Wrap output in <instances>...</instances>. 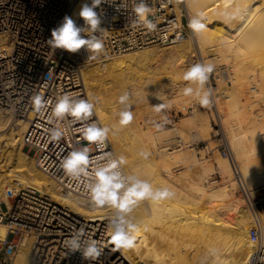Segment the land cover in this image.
Wrapping results in <instances>:
<instances>
[{
  "label": "bare ground",
  "instance_id": "1",
  "mask_svg": "<svg viewBox=\"0 0 264 264\" xmlns=\"http://www.w3.org/2000/svg\"><path fill=\"white\" fill-rule=\"evenodd\" d=\"M182 5L184 7L182 16L183 19L184 17L186 20L188 18L187 23L190 18L196 16L198 13H203V22L206 24V28L201 33H193L190 29L192 35L188 39L184 38L175 43L166 45L165 47L153 46L143 51L128 52L113 56L99 62L89 63L83 69L85 90L89 99L94 103L95 111L103 126H107L111 129L109 138L116 149L118 157L123 156L125 158L126 163L123 166L127 175L148 181L154 189L166 187L174 193L171 198L159 202L142 200L135 207L133 216L140 227V231L134 249L112 251L109 233L106 230V218L113 214L114 209L110 207L94 208L92 205H87L81 198L64 196L58 184L37 166L34 154L25 147L23 136L27 128L26 123L23 121H14L15 119H10V117L8 118L0 112V201H7L6 195L9 190L35 188L47 194L55 203L70 208L72 212L82 216L90 223L86 228L88 235L94 239L96 238V240L105 245L104 254L96 263L99 262L103 264L106 258L115 252H119L121 256L118 261L123 258L129 264H246L256 246V243L251 239V232L255 227L254 218L246 207L245 200H241L239 204L240 199L234 191L236 189L235 183L237 179H233V175L229 173V175H231L229 180L232 181L229 185H223V187L212 188V186L209 185L212 189H206L204 183L196 181L194 184L192 183V191L189 189L190 184L188 186L189 188L187 187L191 192L184 189L186 185L183 186L184 190H177L173 184V177H170L171 174H164L166 170H163V173V171H161L163 168L161 167L160 171L156 168V172H153L155 163H157V160L153 157L157 155L158 157L160 156V159L161 157L162 159L164 158V155H161V153L164 152L162 148L164 145L162 146L159 143L160 141H158L161 129L148 132V140H151L148 143L150 147H155L154 149L157 150L156 153L159 154L152 155L153 157L150 155L151 153H149V145L145 144L147 142L143 137L144 135L141 136L138 132L140 129L138 131L132 128L127 129L126 133L123 134L116 130V125L119 123L116 124L117 120L114 123L115 116L113 117L112 115V108H114L116 103L119 104V97L125 92L131 95L132 98L134 96L141 97L138 94L142 92L144 95H147V99H159V97H166L168 94H171L170 97H178V95H182L183 89L189 86V82H185L184 80V83L180 85H176L177 82L175 84L172 82L167 83L169 81L164 83L168 78L163 81V84L160 83L161 85L156 86V83H151L154 77L152 74L146 77L142 76V81L144 82L141 81L142 83H140L139 79H141V77L135 76L134 71L137 72L138 70L136 69L143 66H147V68L148 66L149 68L152 66L153 68L154 64L158 62L164 64L163 73H165L166 76L168 75L169 78L180 70V67L177 68L176 65L181 64L180 66H182L183 64L185 68H182V77L184 72L190 68L187 66L189 65L187 62H189L194 55H199L200 57L203 55L202 53L205 52L212 55L216 54L217 51L219 52L222 47H235L237 48L238 67L240 66L239 72L245 73L244 70L246 69L248 71L249 69L250 74L251 71L250 75L253 83V86L251 85L252 83H250L251 91H256L257 94H259L258 87L260 84L262 85L264 81V0H182ZM233 16L235 18H230ZM216 40L222 47L210 48L209 46ZM223 44H225V46H223ZM218 55H221L220 52ZM201 59V62L205 64L206 61H204V58L201 57ZM143 69L141 71H143ZM145 71L146 70H144V72ZM256 75L259 76L260 80L254 81V76ZM181 77L179 75V78ZM153 84L155 85L153 86ZM191 86L194 88L196 87L194 84ZM238 105L239 104L234 108L236 116L239 114L240 109ZM201 127V130L200 128L199 130L203 131V125H201ZM126 137H129V140ZM252 137L253 136H250L248 138L250 142L253 143L254 151L256 150V152H260L264 155V134L257 135L251 140L250 138ZM155 140H157L158 143ZM232 141L235 149L242 146V140L235 139ZM145 153L147 154L146 156L144 155ZM138 158H140L141 164L143 163L144 166L146 165L145 168L149 171L147 174L150 173L152 176L145 174L148 176L145 177V175H142L143 171L146 169L141 167L144 169L141 170ZM165 159L166 157L164 161ZM233 159L235 160L236 158ZM159 160L158 162L162 161ZM255 161L252 160V163L245 162L241 167L237 165L238 163L236 164L240 176L238 180L240 181L241 179L242 182L240 183L241 188L243 184L245 190L253 196L259 184H264V156L261 155V159L259 158ZM167 163L168 162L165 164L168 165ZM165 164L162 163V165L166 167ZM147 166L154 168H152V170ZM220 168L222 169V167ZM170 170L168 169L167 171ZM226 174H228V172ZM201 178L203 179V177ZM226 206L230 208L229 210H235L236 213L245 212L239 223L236 222L234 225H229L227 224L228 222L226 223L220 216L221 214H218L220 211H218V209L223 207L221 210H224ZM262 214L261 219L263 220ZM169 230L170 233H172L171 230L175 231V233L180 231V234L183 233V235L178 234L180 237H185L186 235L197 237L199 239L198 244H195V240H193L194 243L192 240L190 243L189 240V244H186L185 247L180 249L181 246H183L182 244L179 247L180 250L185 249L187 245L189 247L187 250L195 247L196 250L192 249L195 250V252L192 251L193 253L189 255L188 251L181 252L180 250L177 251L176 248L174 250L169 247V249L172 250L171 252H173V250L175 251L173 254L177 252L180 253H177L178 255L175 257L174 255L176 254H174L173 257L170 255L171 252L169 249L165 250L167 251L166 253H163L162 250L164 251V245L162 243L163 246L162 248L160 247L159 242L161 243L162 240L160 241L158 238ZM169 235L172 239V235ZM169 235L164 238L168 240L170 238ZM6 236L7 227L5 224H0V239L3 240ZM162 237L163 236H161V239ZM184 237L182 239L183 242ZM174 238L170 241L173 242ZM157 239L159 242H157ZM178 240H181V238ZM157 243L159 245L158 249ZM175 243L174 241V244ZM196 246L198 247L196 248ZM167 247L165 246V249ZM168 255H170V257H168ZM11 264H31L30 237H23L20 240L17 254Z\"/></svg>",
  "mask_w": 264,
  "mask_h": 264
},
{
  "label": "built area",
  "instance_id": "2",
  "mask_svg": "<svg viewBox=\"0 0 264 264\" xmlns=\"http://www.w3.org/2000/svg\"><path fill=\"white\" fill-rule=\"evenodd\" d=\"M85 2L91 4V0H0V110L26 123L23 143L34 154L37 166L58 184L61 193L81 198L90 206L83 185L70 180L59 167L68 152L87 144L79 135L81 124L65 121L67 135L58 143H49L44 129L51 127L46 119L51 107L65 93L89 99L83 78L87 64L175 43L188 36L189 27L182 16V0H147L152 8L149 19L157 25L154 32L131 25L135 16L130 3L122 8V0H106L95 9L103 29L96 33L104 45L102 52L90 58L92 54L84 48L76 53L53 50L47 43L51 30L66 15L77 26H84L79 11ZM82 35L86 38V34ZM36 94L49 102L44 115L33 111L31 98ZM92 120L103 126L95 109L89 122ZM90 147V156L97 161L103 153L119 158L109 136L103 153H98L94 145ZM231 162L239 178L237 167ZM122 171L128 176L123 165ZM240 192L255 222L251 239L256 246L246 264H264V220L261 219L264 195H259L262 199L254 197L243 184ZM6 199L0 201V224L7 227V236L0 239V264L12 263L23 237L31 239V264H101L84 260L80 252L68 253L64 246L74 229L81 226L86 229L90 225L85 218L35 188L9 190ZM120 256L115 252L103 264H129L123 258L118 261Z\"/></svg>",
  "mask_w": 264,
  "mask_h": 264
},
{
  "label": "rangeland",
  "instance_id": "3",
  "mask_svg": "<svg viewBox=\"0 0 264 264\" xmlns=\"http://www.w3.org/2000/svg\"><path fill=\"white\" fill-rule=\"evenodd\" d=\"M187 20H188V18H187ZM188 32H189V34L186 37V39H188L192 35L190 28L188 29ZM165 46H162V47H165ZM218 46L222 47V45H220V43L216 40L209 47L210 48H215V47L217 48ZM223 46H225V44H223ZM156 47H161V46H156ZM141 51H143V50H141ZM219 52L221 55H218ZM219 52L217 51L216 54H212V55H209L208 52H205V53H202L204 56L201 55L200 57H199V55L198 56L194 55V57H192V59L189 62H187V64L189 63V65L185 64V65L191 67L193 64L203 63V62H201V60H202L201 57H202V58H204V61H206L205 64L212 63L215 65V70L211 74V76L209 78V82L206 85V87L211 88L212 93H213L212 97H211L212 101H213L211 107H209V108L201 107L198 103V100L196 99V97L194 95L193 96H185L182 93V95H180V96L178 95V97L172 96L173 97L172 98V97H170L171 94H168V95H166V97H164V96L159 97V99L158 98L147 99V95H144L142 92H140V94H138V95H140L141 97H139V96L135 97L133 95L134 97L132 98V96L129 95L130 100H129L128 104L130 105V111L133 114V120L130 124L123 126V128H122V126L119 123V119H120L119 112L126 107L125 105L121 106L120 103L119 104L116 103L117 105L115 104L114 108L115 109L117 107L118 108L116 109L117 111L114 108H112V113H113L112 115H113V117L115 116V118H116V119L114 118V123L116 120H117L116 124L119 123L118 124L119 126L115 124L117 131H119L120 133L123 134V133H126L127 129L132 128L136 131H138L140 129L138 132L140 133L141 136L144 135L143 137H144L145 141L147 142V143H145L146 145H149L148 142L151 141V140L150 141L148 140V138H149L148 132L157 130V128L154 126V122L163 124V127L161 128V134L162 135L160 134V138L158 139V141H160L159 143L162 146L164 145L162 147L164 149V152L161 153V155L163 154L164 158L166 157L165 161L168 162L167 163L168 165L165 164L166 162L164 161V158L162 159V157H161V159H160L159 158L160 156L158 157L156 155L158 153H156L157 150L154 149L155 147H153V146L150 147V145H149V151H150L149 153H151L150 154L151 156L156 155V156H154V157L152 156V157L157 160V163H155V169H154L155 171L152 169L154 167H151V166H150L151 168L149 166H147V167H149V169H152L154 173L156 172V168L159 171L161 170V167L163 168L161 171L166 170L165 173H164V171H163V173L165 175L171 174L170 177H173V184L175 185L177 190L186 189V190L190 191L189 189L192 188V185L196 181H198V182L200 181V182L204 183L206 189H210L211 188L210 186H212V188L223 187V185L225 186V185H229L231 183L232 180H229V177L231 175H233L232 176L233 179L234 178L237 179V182H238V184H237V182L235 181L236 182L235 183L236 189L234 191L236 192L238 198L240 199V201H239V204H240L241 200H244V198L240 192V189H241L240 183L241 182L238 180L236 172H235L234 168L232 167L231 161L233 160L235 166L238 163L237 165L239 167H241L247 160L248 161L246 163H249V162L252 163V160L255 161L259 158L261 159V155L264 156L262 153L256 152V150L254 151L253 143H251L249 138H248L250 136L255 137L257 135L259 136L260 134H264V81H263V83L261 82L262 85L261 84H260V86L258 85L260 87V88L258 87V93L259 94H257L256 91H253V90L251 91V85L253 86V83L251 80L252 77L250 75L251 71H250V74H249V69H248V71L245 69L244 70L245 73L241 72V71L239 72L240 66L238 67L239 64L237 62V48L225 46V47H222ZM205 54H207V55H205ZM180 65L181 64H179V65L177 64L176 67L177 68L180 67L179 71H181L182 73L178 71L179 73L177 72L174 76H172L175 79L172 77L169 78L168 75L166 76V74L163 73L164 72V64H162L161 62L154 64V66H153L154 69L152 68V66L150 68H149V66H148V68H147V66L146 67H144V66L140 67V68L136 69V70H138L137 72L134 71V74H135V76L137 75V76L141 77V79H139L140 83L144 82V81H142L143 80L142 76L146 77V76H150L152 74L154 76L153 77L154 80L152 79L151 83H153V82L156 83V86L163 84V81H165V79H167V78L168 79L164 83L169 81L167 83L172 82L175 84L177 82L176 85L177 84L180 85L181 83H184V81H185L184 79H182L183 76L181 77V75L183 74L182 68H185V66L183 67V64H182V66H180ZM142 69H143V71H141ZM144 70H146L147 72L146 71L144 72ZM154 73H155V75H154ZM140 74H142V75H140ZM178 74L180 75L181 78H179ZM177 78H179V79H177ZM258 79H259L258 75L254 76V81H258ZM250 83H252V84L250 85ZM154 85L155 84H153V86ZM141 94H143L144 96ZM132 99H133V101H132ZM162 102L167 104L168 108L164 109L161 113H157L154 110V106H156ZM234 104H236V105L239 104L238 106L240 107L239 114H237V116H236V113L234 112V108L236 106ZM115 106H117V107H115ZM114 111H116V112H114ZM0 112H2L4 115H6L3 111L0 110ZM6 116L9 118L8 115H6ZM165 117H167V122L164 121ZM10 119H12V118L10 117ZM14 121H17V120H14ZM244 124H245V127H244ZM201 125H203V127H204L203 131H200L202 128ZM241 127H243V128H241ZM199 128H200V130H199ZM146 137H147V139H146ZM253 137L250 139L252 140ZM127 139L129 140V137ZM161 139L164 141V143ZM235 139L242 140L241 141L242 146H240L236 149L233 146L234 144H232L233 143L232 140H235ZM155 141H157V140H155ZM158 141H157V143H158ZM247 141H248V143H247ZM151 148H153V149H151ZM263 148H264V146H263ZM235 150H236V152H235ZM241 151H243V152H241ZM229 152H230L231 157L227 156V154H229ZM234 152H235V155H234ZM231 158H232V160H231ZM233 158H236V159L234 160ZM158 160L159 161L162 160L163 162L162 161L161 162L163 164H165L166 167L163 166L161 162H158ZM140 161H141L140 158H138V162H140ZM138 165H139V163H138ZM140 165H141V166H139L140 168L144 167V169H146L145 168L146 165L144 166V164L143 163L141 164V162H140ZM158 166H160V167H158ZM220 167H222L223 170ZM144 169L141 168V170H144ZM168 169L169 170L171 169V170L167 171ZM146 170H144V171L146 172ZM240 170H241V168H240ZM144 171H143L144 174L142 173V175H145L149 172L148 170L146 173ZM140 172H142V171H140ZM150 172L152 173L151 170H150ZM222 172H223V174H222ZM225 172L226 173L228 172V174H226ZM229 173L231 175H229ZM147 175L152 176V175H150V173ZM145 177H148V176L145 175ZM201 177H203V179H205V180H203ZM174 179L177 181V183ZM179 181H181V182H179ZM189 184H190V186H189ZM185 185H186V187H184V189H183V186H185ZM258 188L255 189L254 197L262 199V197H259V195H264V184L263 185L259 184ZM191 191H192V189H191ZM236 201H238V200H236ZM261 201L264 205V200L262 199ZM246 207H247V205H246ZM221 208H223V207H221ZM221 208L218 209V211L220 210L218 212V214L219 215L221 214L220 216L223 218V220L226 223L228 222L227 224H229V225H231V224L234 225V223H236V222L239 223V221H241V218L243 217V214L245 213V212L244 213L243 212H237L238 213L237 214L235 210H234L235 212L232 209L229 210L230 208H227V206H226V208L224 207L225 208L224 210H221ZM262 218L264 220V213L262 214ZM166 232L167 233H165L164 235H161V236H163L162 239H161V236L158 238L160 241L162 240L161 243L157 239L158 240L157 242H159L161 248L164 245V247H163L164 251L168 250L169 247L171 249L173 248L174 250L176 248V250L178 251V250L182 249L183 247H185L186 244H189L188 243L189 240H190V243H191V240H192V242H193V240H195L194 241L195 244L199 243V239L196 237L197 238V240H196L195 236L193 237L191 235L184 234V235H186L185 237L184 236L180 237L178 235L181 233L180 231L179 232L177 231L175 233V231L171 230L172 233H170V230H169ZM167 234L168 235L171 234L172 239H171L170 235H169L170 238L168 240L166 238H164ZM168 235L166 237H168ZM180 235H183V233ZM183 237H184V242L182 240ZM163 238H164V240H163ZM173 238L177 244L176 243L174 244V241L171 242L173 240ZM180 238H181V240H178ZM165 239H166V241H165ZM177 240L180 242H178ZM162 243H163V245H162ZM178 243H179V246H178ZM181 244L183 246H181ZM167 245H168V247H167ZM165 246L167 247L166 249H165ZM180 246H181V248L179 249ZM177 247H178V249H177ZM197 247L198 246H196V248ZM158 248H159V245L157 243V249ZM188 248L189 247L187 245V247L185 249L180 250V251L181 252L182 251H188V254L190 255L191 253L195 252V250H196L195 247L192 248L195 250H192V249L187 250ZM159 250H161V249H159ZM174 250H173V252H175ZM164 251L162 250L163 253L167 252V251H165V252ZM169 251L171 252L172 250L169 249ZM170 252H168V253H170ZM173 252L170 253V255L172 257L174 254H176V255H174V257H175L180 253V252L179 253L177 252L178 254L177 253L173 254ZM170 255H168V257H170Z\"/></svg>",
  "mask_w": 264,
  "mask_h": 264
},
{
  "label": "clouds",
  "instance_id": "4",
  "mask_svg": "<svg viewBox=\"0 0 264 264\" xmlns=\"http://www.w3.org/2000/svg\"><path fill=\"white\" fill-rule=\"evenodd\" d=\"M104 2L106 0H91V4L85 2L81 5L79 17L83 19L84 26H77L75 21L66 15L62 23L51 30L48 45L53 50L62 49L69 53H76L84 48L92 54L90 58H95L104 48L103 42L96 35L103 29L100 28V15L95 9ZM128 3L131 4V11L135 16L131 25L142 26L148 32L156 31L157 25L149 19L152 8L147 0H122L121 7L125 8ZM203 20V13H198L190 18L188 27L193 33H201L206 28ZM82 34H86V38ZM214 70L215 65L212 63L193 64L183 75V79L189 82V86L183 89V95H194L201 107H211L212 90L206 85ZM193 84L196 85L195 88L191 86ZM128 101L127 92L119 97V103L126 106L119 112L121 126H126L133 120ZM31 103L33 111L38 115H44L48 111L49 102L40 94L34 95ZM166 108L168 105L163 102L154 106L157 113ZM94 109L95 105L90 99L74 97L68 93L61 95L46 117L48 124L51 125L44 129L46 139L49 143H58L64 138L68 133V128L64 126L65 121L81 124L78 129L79 135L87 144L68 152L61 159L59 167L66 177L83 185L94 208L114 209L113 214L106 218V230L109 233L112 251L131 250L136 246L140 231L133 216L135 207L142 200L159 202L171 198L174 193L166 187L154 189L148 181L135 176H126L122 171V165L126 163L125 158L123 156L111 158L110 154L103 153L111 129L99 126L94 120L89 122L94 115ZM164 121L167 122V117ZM154 126L159 130L163 124L154 122ZM92 145L98 153H103L99 161L90 156ZM64 246L68 253L80 252L86 261H99L105 249V245L89 236L83 226L74 229L64 241Z\"/></svg>",
  "mask_w": 264,
  "mask_h": 264
}]
</instances>
